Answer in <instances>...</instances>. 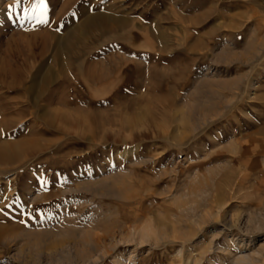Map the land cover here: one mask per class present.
<instances>
[{
  "label": "rangeland",
  "instance_id": "374dc122",
  "mask_svg": "<svg viewBox=\"0 0 264 264\" xmlns=\"http://www.w3.org/2000/svg\"><path fill=\"white\" fill-rule=\"evenodd\" d=\"M85 5L131 24L29 47ZM0 51L29 145L0 160V264H264V0H0ZM44 67L51 105L24 88Z\"/></svg>",
  "mask_w": 264,
  "mask_h": 264
},
{
  "label": "bare ground",
  "instance_id": "6f19581e",
  "mask_svg": "<svg viewBox=\"0 0 264 264\" xmlns=\"http://www.w3.org/2000/svg\"><path fill=\"white\" fill-rule=\"evenodd\" d=\"M94 3V1H92ZM91 2V3H92ZM98 3V2H97ZM65 4H68L65 2ZM85 3H83L82 5H84ZM96 4V3H94ZM93 5V4H92ZM64 6H67V5H64ZM91 6V5H90ZM98 7V5H97ZM102 7V6H100ZM104 8V7H103ZM106 8V7H105ZM159 8V7H158ZM64 9V8H63ZM99 9V8H97ZM62 10V9H61ZM91 11H93L92 9H90ZM89 6L85 5L84 7H81V10L78 11V14L79 15H83L84 18L83 20L79 23V24H74L76 23L75 22V16H73V18H71L70 20L68 19L69 23H67V32L64 36H57L55 35L54 33H51L50 30L49 31H39V32H33L32 35H31V43H30V46L32 50L35 51L36 47L38 46L37 45V41H38V38H41L42 39V45L38 46V51H39V54H42V56H44V54L49 50V48L51 46H53L54 50H55V53L57 54V56H62V55H72L71 53H73L74 49L76 48V45L78 43H81L89 33H92L93 31L95 30H100V31H103L105 32L106 35H111L113 30L112 29H124V28H127L130 24H131V20L126 17V16H123V15H114V14H111L109 12H101L99 11V13H95V14H92V13H89ZM96 10V9H95ZM110 10V9H109ZM76 11V10H74ZM101 12V13H100ZM75 13V12H74ZM117 13V12H116ZM125 13V12H124ZM57 15V14H56ZM78 15V16H79ZM128 15V14H127ZM49 16V15H48ZM47 16L43 19H46L47 20ZM53 18V17H52ZM51 18V20H52ZM82 18V17H81ZM41 18V20H43ZM50 19V18H49ZM77 20V19H76ZM64 21V20H63ZM158 21V19H157ZM162 21V20H161ZM48 22V21H47ZM65 24V23H64ZM42 25V24H41ZM31 26V25H30ZM44 26V24H43ZM48 26V25H47ZM32 27V26H31ZM30 27V28H31ZM65 27V25H64ZM63 27V29H64ZM29 28V27H28ZM79 28H82L84 33L81 35V34H77V29ZM46 30V26L44 28ZM153 29V28H152ZM41 30V29H40ZM61 30V29H60ZM154 30V29H153ZM153 34L155 33L156 35H158L160 37V33L159 31H154L152 32ZM104 34V33H103ZM154 34V35H155ZM93 35H96V34H93ZM157 36V37H158ZM92 38V37H90ZM89 38V40H90ZM40 39V40H41ZM88 39V38H87ZM86 39V41H88ZM85 41V42H86ZM11 42V41H10ZM56 42H60L63 44V47L61 49L57 48V46H55L54 43ZM84 42V41H83ZM82 42V43H83ZM9 44V43H8ZM28 49V48H27ZM260 49V48H259ZM5 50V49H4ZM11 51H14V52H17L18 49H14L12 50V48L10 49ZM47 54V53H46ZM29 55V54H28ZM16 56V55H15ZM32 56V55H31ZM6 56L3 55V53L0 51V85H6V87L10 88L11 90L14 91L15 88H18L20 85H21V82H22V76H21V73H20V69L19 67L17 66V63L13 62V61H10L9 59L5 58ZM38 57V56H37ZM45 57V56H44ZM59 57V59H60ZM28 67V66H27ZM25 68V67H24ZM93 68V67H92ZM28 70V69H26ZM32 70V69H31ZM64 70V69H63ZM62 70V71H63ZM68 70V69H67ZM26 72V71H25ZM67 72V71H66ZM64 73V72H63ZM92 73V72H91ZM35 74V73H34ZM87 74V73H86ZM107 74V73H106ZM64 75V74H63ZM9 77L11 78V80H9ZM93 77H95L96 79L100 78L97 74H94ZM35 78L32 82L31 85L25 87V90H26V93L30 96H32V99L36 101V99H43V98H46L47 102L46 104L47 105H51V103L55 102V93H53L52 91H49V88L50 86H52L51 84L53 83L54 79H55V75L54 73L52 72V70L50 69H45V67L37 72L34 77ZM95 79V80H96ZM104 79V77H103ZM27 81V80H25ZM64 81V80H63ZM67 82H69L67 80ZM100 82V81H99ZM66 85V83H64ZM64 86V85H62ZM72 86V84H71ZM70 87V86H69ZM36 88H41V94L39 97H36L35 95V89ZM65 88V87H64ZM20 89V88H19ZM22 89V88H21ZM67 89V88H66ZM2 90V89H1ZM18 90V89H16ZM38 90V91H39ZM52 90V89H51ZM9 91V90H8ZM12 91V92H13ZM19 91H22V90H19ZM63 91V90H62ZM12 92H10L9 94H11ZM51 92V93H50ZM59 92V91H58ZM64 92V91H63ZM66 92V91H65ZM71 92V91H70ZM69 92V93H70ZM22 93V92H21ZM68 93V94H69ZM8 94V93H7ZM54 94V95H53ZM61 94V93H60ZM67 93H65L66 95ZM4 93L3 91L0 92V160L1 159H11L12 157H17V155H21L25 152H27L28 150V142L25 141L24 139L22 140H11V136H13V134H17L16 131H12L10 127L14 126L17 122H18V117H20V115H12V116H9V113L7 114V112H9L10 109H13V113H16V109L18 108V105L16 106V101L18 100H12L13 102L9 103L7 102L6 100L9 101V97L6 98V100H4ZM12 95V94H11ZM15 95V94H14ZM64 94L62 95H59V97H57V103L61 104L62 105H72V103H78L80 101H77V99H75L74 97L72 99H69L71 97H69L68 95L65 96ZM70 95V94H69ZM17 97V96H16ZM15 97V98H16ZM27 98V97H26ZM81 98V97H80ZM17 99V98H16ZM79 99V98H78ZM82 100V99H81ZM16 104H15V103ZM34 102V101H33ZM84 102V101H83ZM20 103V102H19ZM35 104V102H34ZM58 104V105H59ZM22 105V103L20 104ZM70 105V106H71ZM74 105V104H73ZM29 106V105H27ZM32 106V105H31ZM30 107V106H29ZM21 108V107H20ZM26 108V107H25ZM24 108V109H25ZM32 108V107H30ZM19 110V108L17 109ZM27 110V109H25ZM30 110V109H29ZM48 110V109H47ZM50 111V110H49ZM30 112V111H29ZM12 113V114H13ZM18 113V112H17ZM57 114V113H56ZM18 117H17V116ZM22 115V114H21ZM25 115V114H24ZM32 115H33V111H32ZM47 115V120L46 122L49 123H52L54 122V119H53V113H48L46 114ZM44 115V116H46ZM23 116V115H22ZM22 116L20 118H22ZM43 116V115H42ZM28 117V116H27ZM60 119L62 121H64L65 123H69L71 122V115L68 114V113H63L61 114V116H59ZM34 118V117H33ZM25 119V118H24ZM24 121V120H23ZM126 122L127 123H130V120L129 119H126ZM17 125V124H16ZM15 125V126H16ZM15 128V127H14ZM13 128V129H14ZM11 130L10 133L8 130ZM16 129H17V126H16ZM8 132V133H7ZM19 132V131H18ZM20 134V133H19ZM4 136H8L10 137L9 139H6L4 140L3 137ZM14 137V136H13ZM32 143V142H30ZM34 144V143H33ZM30 148V147H29ZM31 148H33L31 146ZM15 159V158H14ZM2 161V160H1ZM4 161V160H3ZM246 256V255H244Z\"/></svg>",
  "mask_w": 264,
  "mask_h": 264
},
{
  "label": "snow or ice",
  "instance_id": "6c2138e0",
  "mask_svg": "<svg viewBox=\"0 0 264 264\" xmlns=\"http://www.w3.org/2000/svg\"><path fill=\"white\" fill-rule=\"evenodd\" d=\"M16 3L17 4H20L21 3V0H16ZM9 7H12V5H9ZM43 23H47V21L45 20V21H42Z\"/></svg>",
  "mask_w": 264,
  "mask_h": 264
}]
</instances>
